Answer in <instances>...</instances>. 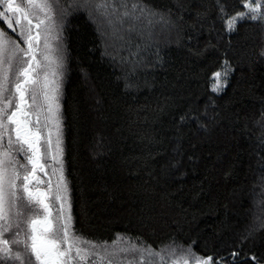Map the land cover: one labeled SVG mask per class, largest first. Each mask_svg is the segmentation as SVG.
Instances as JSON below:
<instances>
[{
	"label": "trees",
	"instance_id": "obj_1",
	"mask_svg": "<svg viewBox=\"0 0 264 264\" xmlns=\"http://www.w3.org/2000/svg\"><path fill=\"white\" fill-rule=\"evenodd\" d=\"M53 7L52 19L40 12L39 29L33 18L32 35L53 26L63 48L58 76H47L60 84L56 160L55 121L42 93L28 117L46 165L30 187L48 194L52 217L70 204L79 234L118 248L150 246L163 264L189 248L213 264L221 257L264 264V19L245 18L228 31L226 19L246 11L241 0H58ZM0 28L27 48L19 27L0 20ZM225 71L222 90L212 91L213 74ZM13 156L27 164L14 149ZM61 174L63 204L54 198Z\"/></svg>",
	"mask_w": 264,
	"mask_h": 264
},
{
	"label": "snow or ice",
	"instance_id": "obj_2",
	"mask_svg": "<svg viewBox=\"0 0 264 264\" xmlns=\"http://www.w3.org/2000/svg\"><path fill=\"white\" fill-rule=\"evenodd\" d=\"M54 3H58V0H21V3H17V0H0V20L14 32L19 27L17 35L27 45V48L21 47L16 39L0 28V264L9 261L13 264H124L120 257L126 258L129 253L133 254V258L128 264H146V258L147 264H151L152 258L155 257H159L163 264L164 255L155 252L150 246L138 248L129 243L127 248H118L116 241L109 244L84 237L72 225L70 204L67 213L62 207L53 218L48 194L38 189L34 191L30 187L32 180L36 178L37 170L43 171L46 166L41 163L39 130L34 132L29 127L31 121L28 119L41 107L38 104V96L41 93L47 104L48 118L55 121L57 131L56 155L53 159L56 160L62 151L59 135L60 84L57 79H47L49 74L58 76L56 69L62 68V57L53 60L44 55V60L49 62L44 67H54L51 73H45L44 82L41 84L40 74L37 72L41 62L37 59L33 47V41L39 40L40 32H37L35 37L32 35L33 18L37 21L34 27L39 29L45 24L39 13L43 12L47 19H52ZM241 4L246 11H238L226 19L228 31H234L239 20L264 19V12H261L264 0H241ZM106 7V3L97 5L100 9ZM135 8L133 5V10ZM9 13H18L19 16H9ZM124 15L127 16L128 13L125 12ZM45 47H48L47 43ZM57 60L61 63H57ZM226 75V71L213 74L215 83L212 84V91L222 90L220 78ZM47 144L52 145L51 139H48ZM13 149L23 154L27 164L21 163L13 156ZM28 165H31L30 169ZM20 169L24 170L23 173ZM66 194L67 184L61 174L54 198L63 204L67 200ZM41 212L44 213L43 216ZM120 239L122 238H117ZM237 255L238 253H232L233 259ZM169 256H175V252H170ZM251 259L255 261L256 257ZM222 261L221 257L215 264H222ZM173 264H213V257L202 258L189 248L187 253L179 256Z\"/></svg>",
	"mask_w": 264,
	"mask_h": 264
},
{
	"label": "rangeland",
	"instance_id": "obj_3",
	"mask_svg": "<svg viewBox=\"0 0 264 264\" xmlns=\"http://www.w3.org/2000/svg\"><path fill=\"white\" fill-rule=\"evenodd\" d=\"M53 30H54L53 26H50V27H48V26L44 27L43 26L42 29L40 30L39 43H37L35 46L36 57L41 62V67L38 68L41 80H42V78H44L45 73H48L49 69L53 68V66H50L47 68L44 67V65H47L49 63L47 60H44V58H43L44 55H48L50 57V59L53 58L55 60L57 59V57H62V60H63V48L60 46L59 40L53 34V32H52ZM46 43H47L48 47H45ZM42 74L44 76H42ZM25 148H27L26 145H25ZM30 154L31 153L29 152V155ZM67 211H68V209L66 208V212ZM72 224H73V222H72Z\"/></svg>",
	"mask_w": 264,
	"mask_h": 264
},
{
	"label": "flooded vegetation",
	"instance_id": "obj_4",
	"mask_svg": "<svg viewBox=\"0 0 264 264\" xmlns=\"http://www.w3.org/2000/svg\"><path fill=\"white\" fill-rule=\"evenodd\" d=\"M40 190V189H39Z\"/></svg>",
	"mask_w": 264,
	"mask_h": 264
}]
</instances>
